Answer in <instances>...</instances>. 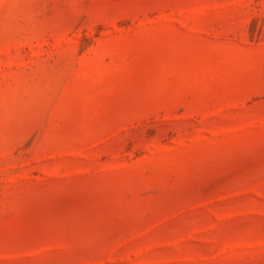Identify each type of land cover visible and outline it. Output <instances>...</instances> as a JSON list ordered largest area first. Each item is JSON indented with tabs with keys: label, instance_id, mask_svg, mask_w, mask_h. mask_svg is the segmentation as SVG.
I'll return each mask as SVG.
<instances>
[{
	"label": "rangeland",
	"instance_id": "obj_1",
	"mask_svg": "<svg viewBox=\"0 0 264 264\" xmlns=\"http://www.w3.org/2000/svg\"><path fill=\"white\" fill-rule=\"evenodd\" d=\"M0 264H264V0H0Z\"/></svg>",
	"mask_w": 264,
	"mask_h": 264
}]
</instances>
